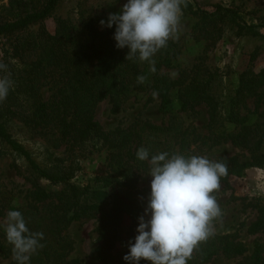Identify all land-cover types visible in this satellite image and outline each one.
<instances>
[{
  "label": "trees",
  "instance_id": "trees-1",
  "mask_svg": "<svg viewBox=\"0 0 264 264\" xmlns=\"http://www.w3.org/2000/svg\"><path fill=\"white\" fill-rule=\"evenodd\" d=\"M60 1L0 4V63L6 65L0 77L13 81L0 102V155L10 156L13 168L30 183L23 204L16 207L11 205L13 189L1 182L0 206L6 213L21 211L31 231L44 233L43 247L31 255L30 264H76V259L67 258L72 241L63 232L72 221L91 217L98 221V259L102 264H127L123 256L128 248L121 244L124 235L130 239L150 190V185L139 186V174L148 168L147 161L136 158L139 147L150 154L192 155L190 144L210 149L228 141L246 150L249 158L215 159L228 166V174L221 178L227 187L229 176L240 175L247 167L264 170V67L244 68L230 82L209 70L204 57L221 38L222 22L241 28L264 24L246 23L234 8L216 5L209 10L196 0H185L184 8L197 18L196 24L182 38H170L150 64L127 60V47L115 46V25L102 27L92 17L77 29L69 19L54 16L50 32L44 20ZM188 40L203 43L202 51L192 63L183 64L179 57ZM172 69L175 76L169 73ZM139 76L146 77L143 83L137 82ZM137 94H146L147 102L158 100L160 110L169 113L168 121L137 119L106 130L95 119L100 101L108 99L115 111ZM198 106L207 118L203 135L192 125L183 127L178 119L179 113ZM100 150L105 152V173L79 184L78 160ZM254 199L248 204L256 208L249 229L264 235V197ZM0 248L13 254L5 237ZM246 252L237 234L215 233L199 244L187 264L238 256L234 264H264V241Z\"/></svg>",
  "mask_w": 264,
  "mask_h": 264
},
{
  "label": "rangeland",
  "instance_id": "rangeland-1",
  "mask_svg": "<svg viewBox=\"0 0 264 264\" xmlns=\"http://www.w3.org/2000/svg\"><path fill=\"white\" fill-rule=\"evenodd\" d=\"M6 0H0V4ZM126 0H61L53 15L44 20L46 28L52 32L54 29V16L69 19L75 27L81 28L82 22L88 18H94L98 22L107 20L109 13H117ZM206 9H213L216 5L234 8L243 20L248 24H264V0H196ZM197 18L188 12L183 6V15L177 26L175 39L182 38L196 24ZM241 24V23H240ZM100 25V23H99ZM222 36L210 46L204 54L205 64L209 70L215 72L219 77L234 81L237 74L247 67L258 70L264 67V27L241 28L239 24L232 21L222 22ZM101 26V25H100ZM203 43L185 41L179 61L190 64L201 54ZM1 56V43H0ZM169 73L175 76V70ZM251 104V102H250ZM158 100L147 102L146 94H137L121 104L118 110H112L108 99L100 101L95 110V119L101 126L110 130L114 127H126L137 119L148 120L154 124L168 121L169 113L160 110ZM175 104L174 107L175 108ZM178 119L183 127L192 125L197 134L206 132V114L203 107H195L191 111L178 114ZM35 137V136H34ZM35 139H37L35 137ZM176 147H178L176 145ZM193 149L192 155L206 156L211 160L217 157H229L236 155L241 162L248 160L249 153L241 148L233 146L225 141L210 149L204 145L190 144ZM184 153H186L184 151ZM79 170L75 179L79 184L90 182L95 175H102L106 170L105 152L100 150L86 158L78 160ZM148 168L139 174V186L150 185ZM7 188H12L15 198L11 205L19 207L24 202L25 190L30 183L17 173L12 166V158L8 155H0V183ZM228 187L221 181L220 188L214 193L222 210V215L213 221L215 233H235L246 245L247 252L251 253L255 242L264 241L261 232L250 231V225L255 220L256 208L248 205L254 202V198L264 197V170L257 167H247L240 175H231L228 178ZM43 183H46L43 181ZM45 185V184H44ZM1 186V185H0ZM6 211L0 206V245L4 239V228ZM144 215V212L141 214ZM140 215V216H141ZM147 219V216L145 217ZM98 221L95 217L72 221L64 230L72 241V248L67 256L68 259H76V264H102L97 257L96 248L99 245L98 232L96 230ZM138 224V220H137ZM132 229L130 239L124 235L123 245L127 247L129 241L136 235V227ZM241 256L234 259L218 257L205 264H234ZM13 254L6 255L0 248V264H14ZM140 264H150L149 261L141 259Z\"/></svg>",
  "mask_w": 264,
  "mask_h": 264
},
{
  "label": "clouds",
  "instance_id": "clouds-1",
  "mask_svg": "<svg viewBox=\"0 0 264 264\" xmlns=\"http://www.w3.org/2000/svg\"><path fill=\"white\" fill-rule=\"evenodd\" d=\"M183 6L185 0H126L119 12L109 13L99 23L107 28L115 25V46L127 47V60L154 64V55L176 34ZM5 68L0 63V70ZM145 79L139 76L137 82ZM12 87L10 78L0 77V102ZM136 158L148 162L150 190L123 260L127 264H140L141 259L150 264H187L199 244L215 234L213 221L222 210L214 193L228 166L201 155L150 154L144 146L137 149ZM2 227L16 264H30L31 255L43 247L44 233L31 231L22 212L14 209L6 213Z\"/></svg>",
  "mask_w": 264,
  "mask_h": 264
}]
</instances>
